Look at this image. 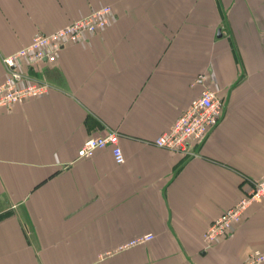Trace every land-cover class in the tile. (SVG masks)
I'll return each instance as SVG.
<instances>
[{"label":"crops","instance_id":"0c3cea01","mask_svg":"<svg viewBox=\"0 0 264 264\" xmlns=\"http://www.w3.org/2000/svg\"><path fill=\"white\" fill-rule=\"evenodd\" d=\"M103 5L105 30L29 69L48 93L0 107V264H247L264 202L203 236L264 177V0H0V84L3 57ZM207 72L223 118L190 154L156 146ZM112 130L124 163L111 146L78 157Z\"/></svg>","mask_w":264,"mask_h":264},{"label":"built area","instance_id":"2783aa9c","mask_svg":"<svg viewBox=\"0 0 264 264\" xmlns=\"http://www.w3.org/2000/svg\"><path fill=\"white\" fill-rule=\"evenodd\" d=\"M113 9L110 5L96 8L90 14L74 19L52 32H37L32 40L11 55L3 57L8 69L7 77L0 84V107L10 108L16 103L45 95L51 89L48 82L34 79L29 69L42 61L54 62L68 44L84 42L89 34L105 30L111 23ZM208 74L202 73L197 80L207 84L195 97L180 117L168 129L159 134L153 143L161 148L190 154V146L205 139L218 125L225 113V100L217 89L209 84ZM112 147L118 164L125 162L117 131L90 136L78 150L79 158L91 157L99 148ZM255 202H264V177L256 180L251 190L239 201L225 209L204 233L206 248L222 236L232 233L246 211ZM153 232L126 241L119 249H126L154 239ZM247 264H264V250L252 249L247 255Z\"/></svg>","mask_w":264,"mask_h":264},{"label":"rangeland","instance_id":"374dc122","mask_svg":"<svg viewBox=\"0 0 264 264\" xmlns=\"http://www.w3.org/2000/svg\"><path fill=\"white\" fill-rule=\"evenodd\" d=\"M207 74H208V72H207Z\"/></svg>","mask_w":264,"mask_h":264}]
</instances>
